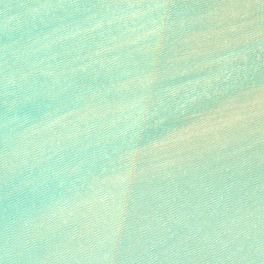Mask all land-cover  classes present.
<instances>
[{"label":"water","instance_id":"water-1","mask_svg":"<svg viewBox=\"0 0 264 264\" xmlns=\"http://www.w3.org/2000/svg\"><path fill=\"white\" fill-rule=\"evenodd\" d=\"M0 264H264V0H0Z\"/></svg>","mask_w":264,"mask_h":264}]
</instances>
